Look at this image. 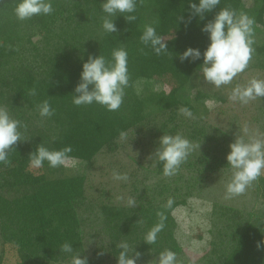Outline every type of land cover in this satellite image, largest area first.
<instances>
[{
  "label": "trees",
  "instance_id": "obj_1",
  "mask_svg": "<svg viewBox=\"0 0 264 264\" xmlns=\"http://www.w3.org/2000/svg\"><path fill=\"white\" fill-rule=\"evenodd\" d=\"M102 2L52 0V14L22 21L14 13L18 0H0V107L20 122L21 133V140L9 153V161L0 163V191L7 188L22 192L14 198L0 192V224L4 242L19 255L20 250L24 251L20 262L15 258L18 264L31 258L39 264H52L80 254L86 257L85 221L80 210L89 198L87 176L67 173L64 165L52 168L47 161L39 169H30L29 155L39 144L50 150L70 146L67 158L79 159L92 168L99 154L118 150L119 139L129 130L145 124L152 116L169 113L161 130L183 136L182 125L189 126L192 127L188 132L190 138L204 144L201 154L185 161L188 166L202 165V171H206L226 164L211 154L214 142H220L224 136L218 129L209 133L203 123L208 113L204 104L208 94L199 91L195 104L182 102L178 96L200 71L202 58L181 61L179 55L188 47H198L203 52L209 44L207 34L201 31L203 25L221 8L239 13L244 0H221L203 20L197 16L190 23L187 21L191 0H137L134 22L127 21L123 15L112 17L118 28L116 33L103 30L106 14L101 9ZM261 2L257 19L264 24V0ZM146 25L155 27L168 45L167 53L157 55L141 42ZM117 48L127 50L130 77L119 110L108 111L96 103L76 106L72 94L80 82L84 61L89 55L100 53L111 60ZM258 50L264 53V43ZM140 79L160 80L168 88L155 92L147 86L146 94L142 95L136 89ZM44 101L54 111L50 117L40 115L39 106ZM181 107L190 110L197 119L191 124L178 122ZM57 169L62 170V176L56 174ZM157 172L163 174L160 161ZM182 178L175 179L177 185L173 187L167 179L150 189L145 187L138 203L131 207L102 202L115 264L120 244H126L133 257L139 253L138 258L159 255L165 250L173 251L176 256L185 254L175 236L178 223L173 212L188 203L193 188L191 184H179L184 182ZM160 196L166 197L161 200ZM220 211L222 215L232 212ZM220 211L218 208L214 213ZM158 224H163V228L155 244L150 245L144 241L145 237ZM219 236L223 250L213 242L211 251L201 258L204 264H264V216L250 213L246 221H236L227 242L221 232ZM65 243L72 245L71 253L61 251ZM101 252H97L100 259ZM87 259L89 264H96ZM183 264H188L187 259Z\"/></svg>",
  "mask_w": 264,
  "mask_h": 264
},
{
  "label": "rangeland",
  "instance_id": "obj_2",
  "mask_svg": "<svg viewBox=\"0 0 264 264\" xmlns=\"http://www.w3.org/2000/svg\"><path fill=\"white\" fill-rule=\"evenodd\" d=\"M261 6V0H244L239 10V13H246L255 20L254 44L252 45L254 50L248 67L239 73L231 84L219 88L206 83L199 71L195 74L191 84L178 93L182 102L193 104L197 103L196 96L199 91L208 94L209 97L204 100L208 113L203 123L207 126L209 133L218 129L217 132L224 136L220 140L221 143L214 142L211 154L222 158L226 164L202 171L204 166L190 167L187 165L189 162L187 160L175 175L159 174L157 172L159 160L154 152L159 138L165 133L169 134L168 131L161 130L162 123L170 117L169 113L152 116L145 124L129 130L119 139L118 150L114 153L105 151L99 154L92 168L79 159L67 158L65 160L64 166L67 168V173L73 172L87 176L89 198L80 213L85 221L83 225L85 255L96 264H115L110 247L112 238L106 230L104 215L101 211L102 202L125 207L134 206L138 203V196L145 187L150 189L163 179H167L166 182L173 187L177 185L175 179L182 176L184 182L178 183L191 184L193 188L188 203L177 207L173 212L178 223L175 236L185 250V254L176 256V264H183L186 259L188 264H204L201 258L211 251L213 242H216L220 250H223L220 246V232L227 242L231 240L236 221H246L250 213L264 216V176L254 181L242 195L229 197L226 191L227 184L235 171L227 165L226 157L230 151V143L236 138L243 139L245 142L264 139V97L252 99L247 103L233 101L229 98L236 86H245L253 78L264 79V53L258 50V47L264 43V24L257 19ZM147 86L155 92L168 88L167 84L160 80L140 79L136 83V89L142 95L146 94ZM185 109L184 107L178 109L177 121L191 124L197 116L190 110L191 116H186ZM191 128L182 125L180 131L183 132V137L192 144V151L188 158L193 160L203 152L204 144L190 138L188 132ZM225 138L227 140L223 142ZM56 174L62 176L63 172L57 169ZM115 174L126 175L127 179L117 180ZM136 186L138 190L135 189ZM0 192L9 198L22 194L21 191L7 188ZM165 197L160 196L159 199L163 200ZM218 208L219 211L225 209V212L229 210L232 212L222 215L220 211L215 214L214 211ZM98 251L103 253L101 259L97 256ZM23 252L20 250L19 255L13 247L4 242L0 224V264H18L15 258H19L20 262L24 257ZM158 256L152 254L137 258V264H158ZM33 260L31 258L24 264H39ZM52 264H72V258Z\"/></svg>",
  "mask_w": 264,
  "mask_h": 264
},
{
  "label": "clouds",
  "instance_id": "obj_3",
  "mask_svg": "<svg viewBox=\"0 0 264 264\" xmlns=\"http://www.w3.org/2000/svg\"><path fill=\"white\" fill-rule=\"evenodd\" d=\"M221 0H191L192 18H205V14L212 12ZM137 7V0H103L101 9L105 13L103 19V30L106 33L118 31L115 19L123 15L129 22H134V15ZM54 12L52 0H18L14 9L15 16L19 20L31 19L34 16L50 15ZM183 21V17H181ZM254 18L248 14L227 7L221 8L215 16L203 25L201 31L206 33L209 39L208 46L201 51L200 48L188 47L179 55L181 61L191 59L201 60L200 72L203 80L219 88L229 85L233 79L247 67L252 58L254 44ZM145 46H150L157 55L168 52L167 43L157 34L155 27L146 25L140 37ZM128 53L124 48L114 49L111 60L103 55L92 56L82 65L80 82L75 88L73 103L76 106L91 105L93 103L104 106L108 111H117L121 107L125 95V89L129 86ZM264 97V79H251L245 86H236L230 95L233 101L247 103L256 98ZM211 107V105H208ZM40 115L50 117L54 114L51 105L44 101L40 106ZM186 116L191 112L184 110ZM20 122L14 119L4 107H0V163L9 161V153L13 146L21 140L19 131ZM230 151L227 154V165H230L233 172L230 182L227 184L229 197L242 195L247 188L261 176H264V139H256L245 142L236 138L229 145ZM192 151L191 142L180 134H164L159 138L158 146L154 155L163 164L165 176L175 175L180 166L188 159ZM71 152L67 146L60 150H50L39 144L29 157V168L39 169L44 162L56 168L64 165ZM115 179L126 180V175L115 174ZM132 203V202H130ZM172 201H168L171 206ZM163 224L154 226L146 235L145 242L155 244L158 233L162 230ZM260 247V244L257 245ZM121 251L118 255L117 264H137V258L129 255L126 244L119 245ZM62 252L71 253L72 245L65 243L60 248ZM72 264H89L87 257L82 255L73 256ZM158 264H176V255L171 250H165L158 256Z\"/></svg>",
  "mask_w": 264,
  "mask_h": 264
}]
</instances>
